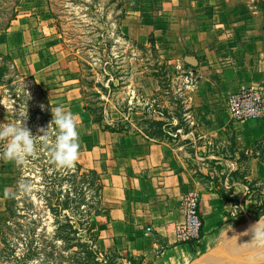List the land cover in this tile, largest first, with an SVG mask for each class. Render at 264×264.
<instances>
[{
	"label": "rangeland",
	"instance_id": "obj_1",
	"mask_svg": "<svg viewBox=\"0 0 264 264\" xmlns=\"http://www.w3.org/2000/svg\"><path fill=\"white\" fill-rule=\"evenodd\" d=\"M253 1L183 0V10H159L161 0H20L6 26L9 10H0V124L20 120L33 136L43 135L51 108L66 109L64 92L78 87L80 102L100 126L169 140L201 191L232 202L228 211L211 208L209 241L182 264L203 252L211 254L196 262L212 263L236 231L235 253L218 264H264L257 250L264 228L250 226L264 219V213L255 218L264 206V147L256 148V161L239 157L234 132L236 121L264 119V62L256 61V80H240L235 29L224 44L227 34L214 26L229 22L221 10ZM252 88L258 111L240 114L242 96ZM19 164L0 161V238L5 233L9 241L0 264H68L64 259L76 250L81 264H120L121 247L105 251L99 244L100 189L88 168L58 167L39 142L35 155ZM64 214L86 246L63 247Z\"/></svg>",
	"mask_w": 264,
	"mask_h": 264
},
{
	"label": "crops",
	"instance_id": "obj_2",
	"mask_svg": "<svg viewBox=\"0 0 264 264\" xmlns=\"http://www.w3.org/2000/svg\"><path fill=\"white\" fill-rule=\"evenodd\" d=\"M161 1L159 10H183V0ZM235 9L221 10L226 17L223 20L229 22L214 26L227 34L222 40L224 44H227L228 32L235 29L240 45L236 57L242 64L236 74L243 82L253 81L256 61L264 62V0H254L251 5L237 3ZM232 16L237 20L232 22ZM201 27L205 28L206 36L211 35L206 25ZM241 31L245 37H239ZM63 98L66 109L77 119L80 133L77 161L99 175L102 209L97 216L102 223L98 229L101 247L105 251L121 247L120 264H182L194 252L205 248L215 226L209 222L208 213L216 205H222L223 212L228 211L233 207L232 202L209 190L201 191L198 179L169 140L100 126L80 102L78 87L67 89ZM234 128L238 148L248 151L256 161V155L251 154L252 143L263 136L264 119L257 123L253 119L236 121ZM192 192L200 195L202 233L197 240L178 241L175 225L183 218L180 200ZM101 242L107 245L102 246ZM207 254L211 252H203L190 264Z\"/></svg>",
	"mask_w": 264,
	"mask_h": 264
},
{
	"label": "clouds",
	"instance_id": "obj_3",
	"mask_svg": "<svg viewBox=\"0 0 264 264\" xmlns=\"http://www.w3.org/2000/svg\"><path fill=\"white\" fill-rule=\"evenodd\" d=\"M52 120L47 129H39L43 135L33 136L30 129L20 120L0 124V158L22 162L35 155L37 143L46 145L51 161L60 168L71 169L79 156L80 133L75 115L63 105L51 108ZM53 128L49 133V128Z\"/></svg>",
	"mask_w": 264,
	"mask_h": 264
},
{
	"label": "trees",
	"instance_id": "obj_4",
	"mask_svg": "<svg viewBox=\"0 0 264 264\" xmlns=\"http://www.w3.org/2000/svg\"><path fill=\"white\" fill-rule=\"evenodd\" d=\"M3 1H4V4L2 3ZM19 3H20V0H0V4H1L0 10H9L8 14H6V16H5V20L2 21L3 24L5 23V25H3V26H6L7 24H9V21L12 18L15 17L16 12L18 10L17 6L19 5ZM3 26H1V27H3ZM1 55L2 54H0V56ZM2 75H3V70L0 68V81H1ZM105 128L109 129L108 126H105ZM111 129H113V128H111ZM113 130H117V129H113ZM257 147H261V148L264 147V134H263V136L260 139H254L253 140L252 152H251L252 155H256L257 152H255V151H256ZM238 151L240 153L239 157H243V156L249 155L248 151L246 152L243 149L238 148ZM0 161H1V158H0ZM19 165L20 164L17 162V167H19ZM76 165H77V167L79 169L83 168L77 161H76ZM87 170L95 175V178L98 181V186H99V189H100L101 183L99 181V175L96 172V170H94L92 168H88ZM237 171H238V168H236L234 170H230L229 173L232 174V173L237 172ZM6 195L13 196V193H11L10 195H9V193H7ZM223 198L225 199V197H223ZM81 203H83V202H81ZM260 203L262 205H264V195H263V198L261 199ZM64 205H65L64 206L65 208H68V203L67 202H66V204L64 203ZM263 213H264V206L261 208L260 211L255 212V218L256 219L259 218L260 215L263 214ZM64 216H65V222H64L63 225H65L68 228V230L64 234H61V233L58 234L60 238H62L63 240L66 241V244H64L63 247L65 248V247H75V246H86L87 243L85 241L81 240V237L78 236V234H77V231H76V228L74 226V223L71 222V218L72 217L69 214H64ZM201 233H202V230L200 229L199 237H200ZM0 241L3 242V246L0 247V258H2V256H4V254H6V249H8V246H9V241L6 238L5 233L2 234V238H0ZM190 241H193V240H190ZM77 253H79V250L78 251L76 250L75 252L70 254V256L68 258L64 259V261L66 260L68 262V264H76V263L81 264V262H82L81 257L77 256L78 255ZM22 264H26V260L23 259L22 260Z\"/></svg>",
	"mask_w": 264,
	"mask_h": 264
},
{
	"label": "built area",
	"instance_id": "obj_5",
	"mask_svg": "<svg viewBox=\"0 0 264 264\" xmlns=\"http://www.w3.org/2000/svg\"><path fill=\"white\" fill-rule=\"evenodd\" d=\"M246 106L239 112L240 114H254L258 111L256 106V89L243 94ZM248 103L251 105L248 106ZM244 105V104H243ZM240 111V108L237 109ZM198 193L192 192L184 195L180 200L179 210L182 214V220L175 225V231L178 241L197 240L199 238L200 229L202 227L201 216L199 214V199Z\"/></svg>",
	"mask_w": 264,
	"mask_h": 264
},
{
	"label": "bare ground",
	"instance_id": "obj_6",
	"mask_svg": "<svg viewBox=\"0 0 264 264\" xmlns=\"http://www.w3.org/2000/svg\"><path fill=\"white\" fill-rule=\"evenodd\" d=\"M251 222V221H250ZM253 229H257V230H259V229H263L264 228V219H258V220H255V221H253L252 223H251V225H250ZM249 226V227H250ZM250 227V228H251ZM251 228V229H252ZM243 229V228H242ZM240 232H241V230H239ZM240 234H238V232L236 231V232H233V234L229 237V239H230V241H229V245L222 251V252H220L219 253V255L214 259V257H213V259H214V261H212V263H210V264H216L215 262H217V264L218 263H220V262H224V260L225 259H227L226 257H228V255L232 252V251H234V249L237 247L236 246V244H237V240H236V238L239 236ZM240 237V236H239ZM240 239V238H239ZM258 241V240H257ZM246 243V242H245ZM253 248H255L256 249V247H253ZM257 250L259 251V253H261L262 255V259H264V242L261 244V246H259V247H257ZM243 251H246V250H243ZM251 252V251H250ZM234 253H235V251H234ZM245 254V253H244ZM248 254V253H247ZM251 254V253H250ZM256 254V253H255ZM233 255V254H232ZM248 256V255H247ZM250 256V255H249ZM229 257H230V255H229ZM251 257V256H250ZM258 257V256H257ZM251 259V258H250ZM259 259V258H258ZM210 261V260H209ZM205 262V261H204ZM207 262V261H206ZM255 262V261H254ZM260 262V261H259ZM258 262V263H259ZM251 263H253V262H251ZM196 264H198L197 262H196ZM202 264H204V263H202Z\"/></svg>",
	"mask_w": 264,
	"mask_h": 264
}]
</instances>
